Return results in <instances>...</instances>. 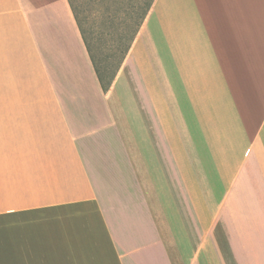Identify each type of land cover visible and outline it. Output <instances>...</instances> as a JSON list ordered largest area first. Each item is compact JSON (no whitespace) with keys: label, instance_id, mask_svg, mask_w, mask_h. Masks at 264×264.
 <instances>
[{"label":"crops","instance_id":"1","mask_svg":"<svg viewBox=\"0 0 264 264\" xmlns=\"http://www.w3.org/2000/svg\"><path fill=\"white\" fill-rule=\"evenodd\" d=\"M0 69V264H264V0H154L107 91L68 0H0ZM200 136L250 178L234 230L175 168Z\"/></svg>","mask_w":264,"mask_h":264},{"label":"rangeland","instance_id":"2","mask_svg":"<svg viewBox=\"0 0 264 264\" xmlns=\"http://www.w3.org/2000/svg\"><path fill=\"white\" fill-rule=\"evenodd\" d=\"M74 13L79 18V21L85 31L88 33V37L91 45L95 51V55L98 60H105L106 54L111 53L114 49V43L117 39L118 27L121 21L125 20V12L128 10L130 4L140 3L141 0H69ZM154 1V0H153ZM71 8V7H70ZM73 13V12H72ZM74 16V15H73ZM117 61L116 55L110 56L107 63L100 61L101 72L107 79L114 69ZM0 69V99H14V98H28L27 92H16L10 90L13 87V78L8 75L1 73ZM172 109L167 110V114L171 115ZM167 127L175 128V136L182 135L181 128H177V125L169 124ZM176 139L175 147L178 148V155H175L173 161L175 163L176 170L178 169L177 157H181V162L186 165L185 168L191 172L190 181L188 182L191 186V193L199 196H205L212 201L216 198L222 199L219 207H223L222 224H219V232H226L230 229H236L239 227V223H244L248 214L240 210L242 204L227 203L225 202L227 195L235 194L237 185H242V181L246 182L244 186L250 190V178L246 176L244 171L235 169L237 166L238 159H231L230 157L220 154V145L217 141H211L207 139ZM147 141V140H146ZM149 148V144L145 143L143 148ZM150 158V155L147 154ZM151 162V160H149ZM260 162H264V159H260ZM234 163V164H233ZM181 172V171H180ZM175 174V173H174ZM180 177L184 181L182 172L179 173ZM245 174V175H243ZM153 176H157L152 173ZM178 176V173H176ZM243 175V176H242ZM160 178V179H159ZM159 179V180H158ZM156 182L161 187L164 178L158 175ZM178 178L176 177L177 189L179 187ZM164 187V186H163ZM248 187V188H247ZM181 193H184L180 188ZM222 192V195L219 194ZM167 194L166 189L162 190V195L165 197ZM185 194V193H184ZM224 197V198H223ZM214 205V203L212 202ZM210 206V204H209ZM217 206V204H215ZM217 211L216 214H218ZM250 223V221H249ZM232 231V230H231ZM235 235L225 236L224 238H234ZM219 240V236L215 237Z\"/></svg>","mask_w":264,"mask_h":264},{"label":"trees","instance_id":"3","mask_svg":"<svg viewBox=\"0 0 264 264\" xmlns=\"http://www.w3.org/2000/svg\"><path fill=\"white\" fill-rule=\"evenodd\" d=\"M116 1V0H114ZM69 5L71 7V10L73 12L75 21L77 23L79 32L81 34V37L83 39L86 51L89 55L90 61L92 63L93 69L96 73V76L98 78V81L100 83V86L103 91H107L108 87L111 85L113 78L115 77V74L117 70L119 69L123 59L125 58L127 52L129 51V48L143 22L145 19L153 0H141L140 3H133L130 4L128 7V10L125 12V20L121 21V24L118 27L117 31V39L114 43V49L111 53L106 54L105 57H107L105 60H98L95 51L93 49V46L90 43L88 33L85 31V29L82 27L78 16L76 13H74V9L72 8V5L70 1L68 0ZM116 55L117 61L115 64L114 69L111 71L109 77L105 79V74L101 72V64L102 61L107 63V60L110 58V56Z\"/></svg>","mask_w":264,"mask_h":264}]
</instances>
